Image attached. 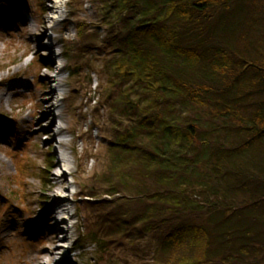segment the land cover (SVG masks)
Here are the masks:
<instances>
[{
    "label": "trees",
    "instance_id": "16d2710c",
    "mask_svg": "<svg viewBox=\"0 0 264 264\" xmlns=\"http://www.w3.org/2000/svg\"><path fill=\"white\" fill-rule=\"evenodd\" d=\"M95 2L109 139L84 204L121 244L130 217L152 232L151 264H264V0Z\"/></svg>",
    "mask_w": 264,
    "mask_h": 264
},
{
    "label": "rangeland",
    "instance_id": "374dc122",
    "mask_svg": "<svg viewBox=\"0 0 264 264\" xmlns=\"http://www.w3.org/2000/svg\"><path fill=\"white\" fill-rule=\"evenodd\" d=\"M42 1L0 0V264H33L32 260L37 254L40 260L43 258V249L47 244L45 238L53 230L54 221L46 217L44 212L47 206L40 201L47 194L66 192L58 190L54 184V174L63 168L58 153H54L59 150L57 143L61 140L68 141L65 150L70 158L67 165L70 174L66 176L63 186H69L67 200L74 213L71 234L66 224L59 225L68 230L65 232L69 240L65 245L75 244L74 251L68 254V264H72V258L77 260L75 264H149L157 244L152 232L141 229L140 223L130 217L124 234L125 243L121 244L117 239L120 234L116 233L115 216L102 214L97 203L84 204L86 194H83V190L96 193L94 182L103 169L104 147L106 139H109L106 120L98 118V115H104L98 105V72L103 59L109 56V50L104 46L107 43V29L101 21L95 0H75L77 5L63 0L67 5L62 10V21L54 26L62 27L68 23V30L63 33L71 42L63 44L68 56L55 60V64L63 67L61 81L67 83L61 87L59 94L63 110H52L49 119H42L40 115L46 113L42 107L35 116L29 117L37 104L45 105L48 99V91L42 86V74H46V71L39 68V77L34 74L37 62L43 66L50 64L46 63L49 54L41 48L35 49L29 41L41 37L42 29L36 32L31 24L36 25L38 18H42V9L46 11L55 2L49 0L42 4ZM27 18L31 24H26ZM81 24L86 26L84 38L88 35L94 37L96 44L91 45L92 48L87 39L77 37V28ZM50 25L53 26V23ZM45 42L41 40L37 44L42 46ZM63 45L58 47L61 52ZM53 53L56 55L59 52L54 49ZM70 53L74 54L73 57ZM18 84L23 86L16 88ZM57 85V82L54 85L51 81L48 87L56 88ZM35 95L38 97L35 98ZM59 114L63 115L66 133L57 137L56 141H51L48 131L41 132L37 137L39 128L45 129L49 120L57 118ZM56 161H59V165L55 168L53 163ZM74 193L78 194L74 196ZM123 200L121 196L99 197V201L106 204L109 201L112 205H119ZM108 207H103V210L110 212ZM102 218L106 220V232L101 233L98 229L99 233L96 234L93 229L105 222ZM122 224L119 223L120 226ZM101 237L104 242L100 240ZM97 249L102 250V259H99L101 255L96 252ZM41 262L48 263L46 260Z\"/></svg>",
    "mask_w": 264,
    "mask_h": 264
},
{
    "label": "bare ground",
    "instance_id": "6f19581e",
    "mask_svg": "<svg viewBox=\"0 0 264 264\" xmlns=\"http://www.w3.org/2000/svg\"><path fill=\"white\" fill-rule=\"evenodd\" d=\"M47 1H49V0H43L42 4L46 3ZM56 1L59 3L60 0H56ZM62 10H63L62 5L58 6L55 3L52 7L46 8V11L44 9H42V11L40 13L42 18H38L37 22H35L36 25H33V23L31 24V22L28 18L26 21V24H31V28L35 27L36 32H39V29H42L41 37L39 39H36V38L30 39L29 40L30 43H33L35 49L41 48L42 50L48 52V54L50 55V56L48 55V57L46 59V63L48 62L50 64L44 65V66L42 64H39L36 67L35 74H34L36 77L39 76L38 70L40 67L43 68V71L44 70L46 71V74H45V72L42 74V78H43L42 86L45 89H47V91H48V93H46L48 99L46 100L45 105H43V103L37 104V107L34 109L33 115L29 116L30 118L32 116H35L37 113V110L39 108H42V107L46 109V113L40 115L42 119H49V114H50V112H52V110H54L55 112H58V111L61 112V110H63L61 107L63 102H62V99H60L59 94L62 91L61 87H65L67 85V83L64 81H61L63 78V74H62L63 67L61 65L55 64V60H57L58 58L55 57L56 55L53 53V50L58 48L59 46L61 47L64 43H71V42H69V39H67V37L63 33V31L67 32L68 23L64 24L62 27H54V28L52 27V28L46 29L47 25H50L51 23H53L55 21L56 16H59V14L62 15ZM50 33H51V36H49ZM55 33H56V36H55ZM24 35H26V34L24 33ZM34 35L38 36V34H34ZM26 36H28V35H26ZM41 40L46 41L45 43H43L42 46H41V44L40 45L37 44ZM29 48H30V45H29ZM28 50H30V49H28ZM72 53H73V51H72ZM59 54H60V56L62 55L63 57L68 56L69 53L67 50H65L64 45H63L62 53L60 51ZM70 55L73 56L74 54L70 53ZM51 81L54 83V85L56 82L58 83L56 88H49L48 87V85ZM22 86H23V84H18L15 87L18 88V87H22ZM33 97H34V95H33ZM37 97H38V95H35V98H37ZM58 116H59L58 118L55 117V119L49 120V122L47 123V127L45 129L40 127L39 128L40 133L37 134V137H39L41 132H43V131L49 132L48 134L51 135V141H56L57 137L63 136L66 133V125H65V122L63 119V115L59 114ZM67 142L68 141H65V140H61L60 142H58L57 145H58L59 149L60 148L64 149L67 146ZM54 153L56 154L57 150ZM69 160H70L69 158H66L65 163L67 164L69 162ZM58 165H59V161H56V163H53V166L55 168ZM68 171H69V173H68ZM68 171H65L64 169L61 170V168H60V171L58 172L59 174L58 173L54 174V177H55L54 184L57 185L58 190L61 189V190L66 191L67 188L69 187V186L68 187L63 186V183L66 180V176L68 174H70V170H68ZM80 180L81 181L79 183V186L82 185V179H80ZM40 202L42 205L47 206V209L45 210L44 214L46 215L47 218H49L53 221H54V216L56 215V209L59 205H62L66 209V211H68L69 215L73 216V214H74L70 210L71 207L68 203L67 197L60 198V197H56V195H53V194L52 195L47 194L46 197H44V199ZM62 220H64V218ZM59 225L60 224L58 223V221H54V225L52 228L53 230L50 231L48 234V237L45 238V241L47 244H46L45 249H43L44 253H43V258L41 260H46V262L48 261L47 264H68V262H69L68 254H71V252L73 251V248L65 245V242H67V240H69V237H68V234L65 232V230L62 227H60ZM44 228H46V227H44ZM45 233L46 232H44V234ZM35 258H34V260H32V262H34L33 264H42L38 254ZM99 259H101V257H99ZM71 262L75 264V263H77V260L72 258ZM19 263H21V261Z\"/></svg>",
    "mask_w": 264,
    "mask_h": 264
}]
</instances>
